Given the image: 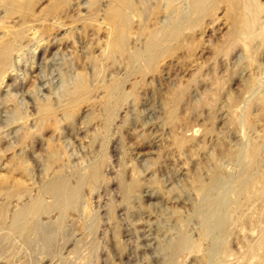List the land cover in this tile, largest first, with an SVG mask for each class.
Instances as JSON below:
<instances>
[{"label":"rangeland","instance_id":"rangeland-1","mask_svg":"<svg viewBox=\"0 0 264 264\" xmlns=\"http://www.w3.org/2000/svg\"><path fill=\"white\" fill-rule=\"evenodd\" d=\"M70 1H65L66 7L63 6L62 12L60 11L59 14L61 20L66 21H63L65 24L57 27L55 24L57 18L48 13L53 0H37L35 4L36 18L27 19V26L32 28V32L41 29V25L53 27L55 24L54 27L57 28L51 27V29L47 26L49 33L43 35V40L40 41L41 43L39 42V46L35 42L40 34L29 32L23 42V58L17 56L15 58L19 71L12 70L10 76H6L0 87V117L2 116L0 119L6 123L13 116V107L18 106L20 110L28 111L30 119L28 123L31 126L34 124V129L38 123L36 121L38 120L36 112L38 96L40 99L47 98L48 95L54 100L63 99L61 88L63 71L67 73L66 84L71 85L78 73H85L87 78H92L90 84L93 89L90 98L82 102L80 109H78L75 119L77 126L71 127L70 122L64 120L62 111L59 110L58 117L63 119L62 128H56L54 125L45 128L42 131L45 138L41 142L34 143L33 146L32 144L28 146L27 149L31 153L29 178L28 175L16 174L15 177L9 179V181L11 180L9 183L5 184L6 187L0 186V264H80L79 261L83 262L86 258L88 260L85 261L86 264H164L165 259L171 255L170 245L178 239L182 230L179 224L180 219L185 221L187 219L186 232L189 233L188 236L191 237V241L199 239L200 223L193 214L196 215V208L202 201V195L198 193L196 188L200 180L203 183L204 181L205 183L209 182L217 168L225 173H233L234 175L239 173L240 168L236 166L235 159H231L228 155L234 150L238 151L242 147L241 145H244L248 140V134L251 131L238 124L240 123L239 117L248 105V116L255 123L254 133L253 131L251 133L256 135L264 130L261 103L252 102L255 93L253 90L255 91L258 87L264 89V44L258 46L259 50L250 51L248 47L240 43L235 50L228 53L223 52L221 46L226 41L232 27L233 22L231 20L234 18V10L231 6L232 0H219L215 3L216 5L212 6L213 9L211 8L209 13L200 15V19L195 25L186 27L187 29L183 30L178 39L172 40L173 42L171 41L169 47L171 51L162 55L153 66H146L142 63V73L130 72L129 65L127 67V53V56L121 57L122 60L118 55L117 63L110 62V66L107 64L110 68H105L106 71L98 73L97 77L90 68L91 64L88 63L87 56L90 53L91 56L101 55L102 49L105 48L103 46H105V39H107L110 29L107 24L105 9L110 0H98L94 5L95 7L99 6L96 8L94 6L88 7V0ZM133 1L137 13L135 16L134 14L130 16L131 27L128 39L130 51L141 48L145 38L149 35L148 32L160 28L162 26L159 24L162 23L160 22L161 18L164 20L166 16L163 5L166 0H146L149 1L146 4L145 0ZM184 1L187 3L186 0H176L175 3L177 2L178 5L184 7L186 5ZM261 1L264 2V0ZM180 2L181 4H179ZM145 5L149 8L147 9ZM156 8L161 9L158 14L154 12ZM68 11L71 13L69 14ZM69 15L71 16L69 17ZM4 21L6 26L12 27L18 26L23 20L20 16L14 15ZM147 26L148 29H146ZM58 37L60 41L55 42L59 39ZM89 46H92V52L89 50ZM33 47L37 48L33 50ZM95 53L97 54L95 55ZM33 54L36 57L34 66L29 62L31 61L30 55ZM235 57L237 58L235 59ZM84 63L85 65H83ZM69 67L73 68L69 69ZM92 73H94L95 78ZM120 76L126 80L124 90L128 92L129 96L123 108L118 112L111 128L105 130L104 119L102 120L104 118L105 85L111 84L115 78ZM251 80L256 83L254 86L248 83ZM215 81L217 83H214ZM60 90L61 95L59 94ZM179 91H183V95L175 104L176 109L174 115L171 116L170 110L174 105V97ZM228 120L229 122H227ZM19 125H21V120L11 123L10 126H5L4 130L11 132L12 129L17 130ZM14 135L15 132L10 136ZM12 139L14 140V138ZM181 139L184 142H180ZM51 141L53 143L57 141V145L61 146V150L63 149L61 151L62 158L59 160H62L61 162L48 164L46 160L45 155L49 151L48 143ZM60 143L62 144L60 145ZM15 144L17 143L14 142ZM6 146L7 144L4 149L7 148ZM14 150L9 151L8 159L0 167V173H6V162L11 161L12 154L21 153V147L18 145ZM103 153L107 154L108 161H110L103 165L101 183L99 182L97 188H93L89 182L83 185L79 195L80 202L78 201L73 209L66 212L62 225L57 226L55 223L58 218L57 210L50 211V214L43 213L40 216L44 227L46 226V229L51 227H49L50 230H47L53 237L52 245L46 247L42 241H38L37 245L32 248L33 251L25 237L20 234H15L7 239L2 237L5 226L14 211L36 197L44 183L48 178L53 177L55 172L61 170L70 175L71 181L74 183L76 181L74 173L81 166L85 167L89 163L93 164L99 161ZM95 155H100V157L97 158ZM47 165H50L48 170H46ZM120 173L124 175L122 176ZM120 175L123 181L128 184L140 180L138 187L128 201L123 199L121 193ZM16 178L21 179L16 180ZM16 181L19 182V187L9 193L11 186H7V184L12 185ZM18 189L19 192L23 190L21 196H19ZM231 197H235V195L231 193ZM47 200L50 201L51 198L48 197ZM251 201L240 213V219L232 232L233 234L228 238L229 247L232 251L230 254H235L237 260L234 256L228 255L226 261L232 263L226 262L225 264H246V262L253 264L255 261L254 258H251L248 263L250 258L244 254V247L248 237L249 240H254V237L258 236L260 230L257 229L259 226L264 228L263 214H261L264 199L262 200L257 196L255 201L254 199ZM259 214H261L260 217ZM243 215L245 217H242ZM96 218L100 219V222L95 227ZM53 219L55 222L51 221ZM237 233L240 239L236 238L238 237ZM242 241L243 243H241ZM204 242L207 244L205 243L206 245L203 247ZM93 243L97 246L95 249H92ZM202 244V248L205 250L208 246V240L204 239ZM203 250L197 252L186 250L175 257L173 264H201ZM80 252L83 255L82 258L79 257L81 256L79 255ZM204 264L206 263L204 262ZM207 264L212 263L208 262Z\"/></svg>","mask_w":264,"mask_h":264},{"label":"bare ground","instance_id":"bare-ground-1","mask_svg":"<svg viewBox=\"0 0 264 264\" xmlns=\"http://www.w3.org/2000/svg\"><path fill=\"white\" fill-rule=\"evenodd\" d=\"M65 1L66 0H53V2L51 3V5L49 7L48 13L50 15H54V17L57 18L56 19L57 21L54 19L57 22V23H55V21H54V23L57 25V27H59V26L61 27L65 24L63 22L65 20H63V19L61 20V18L59 16L60 11L62 10L63 6L66 7V5H64ZM97 1L98 0H88L87 1L88 7L91 8L92 6H94L96 4ZM175 1L176 0H166L165 4H163V2H161L164 5V8L166 10V12H164V14L166 13L165 19L163 20V18H161L162 20L160 22H162V23H159L162 26L158 29L151 31L150 33L148 32L149 35L145 38V41H144L143 46L141 48H137L134 51H130L129 50L130 48H128L129 47L128 39H129L130 27H131L130 26V16H131V14H134V16L136 15V13H137V9L135 7L136 5H134L133 0H110V3L108 4V6L105 9L107 24L110 27L109 32H108V37H107V39H105L106 40L105 46H103L105 48L102 49L100 47L103 50V51L101 50L102 51L101 55L95 53V55L97 54L98 56H91V53H90V55L87 56L88 63L91 64L90 68H92V71H94L96 76L98 77V75H97L98 73L100 74L103 71H106L105 68H108V66H110L109 65L110 62H113V63L115 62V64H116L117 63L116 62L117 57H119V56H120V58L124 57L127 53H128V56L126 55L128 57L127 67L129 65L130 72L142 73V71H143L142 63H144L146 66H153L162 55H164L166 52L171 51V49H169L171 41L176 39V38L178 39V37L181 36V34L183 33V30L186 27L195 25L199 21L200 15L202 13H204V15L207 14V12L209 13L212 6L215 3H217L219 0H186L187 3L184 1L186 3V5L184 4L185 5L184 7L178 5L177 2L175 3ZM36 2H37V0H0V9H1L0 12L2 13L0 15V31H1L0 32V87L4 83L6 76H10V73L12 70L13 71L16 70V72H17V70L19 71V69H17L18 67H17L15 58H16V56L18 58H23V51H22L23 50V42H24L25 38L27 37V35L29 34V32L32 30L31 27L27 26V19L30 18V20H31V18H34V17L36 18V12H35ZM147 2H149V1H146L145 4ZM70 3H71V1H70ZM179 4H181V2ZM231 4L230 5L233 6V10H234V13H233L234 18H233V20H231L233 23H232V27L229 31L228 37H227L226 41L224 42L223 46H221L222 51L225 53L233 51L239 46L240 43H242L243 46L248 47V50L250 49V51L258 49L259 48L258 46H261L262 44H264V2H262L261 0H232ZM74 7H76V6L74 5ZM96 7H99V6L97 5ZM145 7H146V5H145ZM159 8H161V7H159ZM42 9H41V11H42ZM161 9H163V8H161ZM70 10H72V9H70ZM160 10H158L156 8V10H154V12H156V14H158V12H160ZM233 10H232V12H233ZM70 13L71 12H69V14ZM233 14H232V16H233ZM14 15L20 16L23 20L22 23H20L18 26H12V27L6 26L4 20L7 18H11ZM72 15H74V14H72ZM70 16L71 15H69V17ZM41 17H42V15H41ZM54 25H53V27H54ZM41 26H42L41 29L35 30V28H34L35 31L34 32L31 31V33H33V34H36V33L40 34V36L37 38V41L35 42V43H37V46H39V42L43 40V35L49 31V28L52 27L51 25H50V27L47 25L49 28L47 26L46 27L45 26L43 27V25H41ZM57 27H54V28H57ZM142 28L144 29L143 26H142ZM146 29H148V26ZM70 31H72V30H70ZM58 41H60V38L57 39L55 42H58ZM91 45L93 46V44H91ZM177 45H178V43H177ZM92 46H89L90 51H91V49H93V48H91ZM36 48L37 47H35L33 50H35ZM263 48H264V46H263ZM29 49L31 50V48H29ZM172 49H174V48H172ZM94 51H93V54H94ZM241 51H242V49H241ZM85 55H86V53H85ZM240 55H241V53H240ZM30 56H31V61H29V62H30V64H32V66H34V64L36 62V57L34 54L30 55ZM236 58L237 57H235V59ZM241 58H242V55H241ZM120 60H122V58ZM236 61H238V60H236ZM124 63H125V60H124ZM250 63H251V61H250ZM67 64H68V62H67ZM107 64H108V66H107ZM119 64H120V61H119ZM243 64H244V62H243ZM83 65H85V63ZM235 65H237V64H235ZM123 66H125V65H123ZM243 67H245V66H243ZM72 68L69 67V69H72ZM210 68H211V66H210ZM256 68H257V66H256ZM122 70H123V72L125 71L124 69H122ZM73 71H75V70H73ZM63 72L64 73H62L63 75L61 78V88L63 91V95H62L63 99L59 98L58 100H54L49 95H48V97L46 96L47 98H44V99L41 98L40 99V97L38 96L37 102H36L37 103V111L36 112L38 114V116H37L38 120L35 119L36 121H38V123L36 124L35 129H34V124H32L33 126H31L28 123V120H30L29 114L27 113L28 111L24 112V111H22L23 109L20 110L18 108V106L13 107V116L6 123L3 122L2 119H0V167L2 166L4 161L6 159H8V155L10 154L9 151H11V152L15 151L14 148L17 147V145L21 147V153L15 152L14 154H12L11 161L6 162V166H5V168L7 170L6 173H4V174H2L3 172L0 173V186H5L6 183H9L11 181V180L9 181V179L12 177H15L16 174H20L23 176L28 175L27 177L29 178V174H30V170H29V165H30L29 162L30 161L29 160L31 157V153H29L27 148L30 144H32V146H33L34 143L41 142V140L45 138L42 135V131L45 128L54 125L56 128L60 129L63 119L61 120L58 117V114H59L58 111L59 110L62 111L64 120L70 122L71 127L76 125L75 122H77V121H75V119L77 116L78 109H80L79 107H80L81 103L84 101H87L91 96L90 94H92L91 91L93 89H92L91 84H90V80L92 78L91 79L87 78L85 73H78L77 77L75 79H73V82L71 81L72 84L69 85V83L66 84V82L68 80L66 77L67 73L65 71H63ZM204 72H206V71H204ZM90 73H89V75H90ZM94 73H92V74L95 78ZM72 74H73V72H72ZM126 74H127V72H126ZM123 75H125V73H123ZM127 77H129V75L126 76V80H127ZM25 78H27V77H25ZM69 79L71 80L72 77ZM246 79H245V81H247ZM97 80H98V78H97ZM126 80L124 77L120 76V77L115 78L111 84L106 83L108 85H105V103H104V115H103L104 118H102V120L104 119L103 123H105V127H106L105 130L111 128V126L113 125V122L115 121V119L118 115V112L123 108L126 100L128 99L129 94H128V92H126L124 90V82ZM29 83H30V81H29ZM214 83H217V82L215 81ZM248 83L252 86H254L256 84L252 80L249 81ZM32 86H33V84H32ZM205 86H206V84H205ZM207 86H209V85H207ZM138 88H136V89H138ZM208 89H209V87H208ZM254 89H255V87H254ZM213 90H214V88H213ZM250 90H251V86H250ZM36 91L37 90H35V92ZM214 92H215V90H214ZM253 92H255V93H254V96L252 98V102H260L261 103V112H262V115L264 116V89H261V87H258L255 91L253 90ZM54 93H55V90H54ZM28 94H30V93H28ZM59 94L61 95V90H60ZM54 95H56V94H54ZM182 95H183V91H179L176 93V95L174 97V105L172 106V108L170 110L171 116L174 115V112L176 109L175 104L182 97ZM93 98H94V94H93ZM92 102H94V101H92ZM92 104H95V103H92ZM25 110H27V109H25ZM8 112H10V111H8ZM248 112H249V105L244 110V113H242V115L239 117L240 123H238V124H241L243 126V128L245 127L248 130H250L251 132L253 131V133H254V129H255L254 124L255 123H253L250 120V118L248 116ZM210 113H211V111H210ZM96 115H98V114H96ZM96 115H94V116H96ZM20 120H21V125H19L20 127L17 130L12 129L11 132H9V130H4L5 126H8V125L10 126L11 123H14V122L20 121ZM97 120H98V118H97ZM227 122H229V120ZM68 127H69V125H68ZM114 130H115V128H114ZM262 131L263 132L257 133L256 135L249 132L247 142L244 145H241L242 147L238 151L234 150V152H231L228 155L229 157H231V159L232 158L235 159L236 166L238 168H240L239 173H237L236 175H234L233 173H225L220 168H217L213 172L211 178L209 179L210 180L209 182L207 181V183H205V181H204V183H203L200 180V182L196 185L198 193H200L202 195V201H200L199 205L196 208V215L193 214L195 217L198 218V221L200 223L199 239L196 241L195 240L191 241V239H190L191 237L189 238V236H188L189 233L187 234V232H186V228H187L186 227L187 226L186 221H187V219H186V221L183 219H180L179 224H180L182 230L180 232L178 239L175 240L170 245L171 255L165 259L164 264H173L175 262V257L177 255L181 254L182 252L186 251V250H189V252L190 251H195V252L202 251L203 250L202 245L204 244L203 245V247H204L207 244L206 243L207 241L202 244V241L204 239L208 240V246L205 248V250H203V258H201L202 259L201 264H204V262L206 264L208 262H211L212 264H225L226 262L232 263V262L226 261V260H228L227 259V257H229L228 255H232V254H230L232 251L229 247L230 241L228 243V238L231 234H233L232 232H233L238 220L240 219V213L243 211L244 207L246 206V204L249 201H251L252 199H254V201H255V197L258 196L259 198H262V200L264 199V130H262ZM13 132H15V135L10 136ZM117 136H118V134H117ZM108 137L107 138L105 137V138L108 139ZM12 138H14V140ZM59 139H60V136H59ZM59 139H58V141H59ZM51 140H52V138H51ZM110 140H112V139H110ZM182 141H183V139L180 140V142H182ZM14 142H16L17 144L14 145ZM6 144H7V146H6L7 148L4 149V146ZM61 144L62 143H60V145ZM37 148H39V147H37ZM48 149H49V151H47L48 153L45 155L46 160L48 161V164L49 163L51 164L53 162H57L62 158L61 157V153H62L61 151L63 149L61 150V146L57 145V141H56V143H53L52 141L50 143H48ZM231 149H232V147H231ZM66 151H67V149H66ZM101 152H100V154H101ZM95 156H97V155H95ZM98 156L100 157V155H98ZM98 156H97V158H99ZM43 159H44V157H43ZM61 161H59V162H61ZM107 161H108V156H107V154L103 153L101 155V158L99 161H96L93 164L89 163V164H87L88 166H85V167L81 166V168L79 170H77L76 172L73 171V172H75L74 175H76V181H74V183L71 181L70 175L63 173L61 170H58L57 172L54 171L55 173L53 174V177L48 178V180L44 183V185L41 184V185H43V187H42V189H40L41 190L40 193L38 192L39 194L36 197L29 200L26 204L24 203L25 205L23 207L14 211V213L10 216V220H9V222H7V225L5 226L4 233L3 234L1 233L2 237L7 239L8 237H11L15 234H20L21 236L25 237V240L27 241V243L29 244V247L31 249L34 248L35 245H37L36 243L38 241H42V243H44V245L46 247H49L50 245H52L53 237L48 232L50 230L49 229L50 226L47 228L49 230H47L46 226L44 227V225L42 223L43 221L40 220V216L43 213H49L52 210H57L58 211V218H57L56 222L54 221V219L51 221L52 222L54 221L55 223H57L56 224L57 226H61L64 219H65L66 212L69 209H73L76 206V204L78 203V201L80 202L79 195H80V191H81L83 185L86 184L87 182H89V183H91L93 188H97V186H98V184L101 181L102 176H103V171H102L103 165ZM42 164H44V163H42ZM54 165H55V163H54ZM49 166L50 165H47L46 170L50 169ZM56 168H57V166H56ZM56 168H54V169H56ZM3 170L4 169H2V171ZM232 170H234V169L232 168ZM70 172H72V171H70ZM67 173H69V172H67ZM20 175H18V176H20ZM121 175L123 176L124 174H121ZM121 175L119 177V186L121 189V193L123 194V199L128 201L130 199V197L132 196V194L134 193V190L138 187L140 180H139V182L134 181L133 183L128 184V183H125L123 181V179L121 178ZM117 178H118V176H117ZM19 179H21V178H16V180H19ZM43 181H45V180H43ZM258 183H260V184L258 185ZM7 186H11L10 188L8 187L9 193H11L13 190H15L19 187V182L16 181L12 185L7 184ZM29 188H31V187H29ZM1 190H2V187H1ZM2 192H4V191H2ZM18 192H19V189H18ZM22 192H23V190H21L19 192L20 193L19 196H21ZM231 193L234 194L235 197H231ZM81 194H82V192H81ZM48 197L51 198L50 201L47 200ZM27 199H29V198H27ZM257 200H259V199H257ZM251 202H253V201H251ZM258 204H259V202H258ZM250 205H251V203H250ZM128 206H130V205H128ZM261 206H262V204H261ZM258 207H259V205H258ZM261 209H262V213L261 212L260 213L263 214L262 218L264 220V206ZM255 211H257V210H255ZM93 213H92V215H93ZM256 214H258V212ZM261 214H259L258 216L260 217ZM7 216H9L8 213H7ZM242 217H245V216L243 215ZM99 222H100V219L96 218L94 226L96 227L99 224ZM258 222H257V225H258ZM241 223H242V221H241ZM246 223H247V221H246ZM255 224H256V221H255ZM86 225H88V224H86ZM243 226L245 227V225H243ZM3 227H4V224H3ZM188 227H189V225H188ZM86 228H87V226H86ZM246 228H248V227H246ZM260 228L261 227L259 226V229H257V230H260V231H258L259 232L258 236L256 238L254 237V240L253 239L249 240V237H248V241L245 243V247L243 246L245 248L244 254L248 258H250V259H248V263L250 262L251 258H254L255 261L253 264H264V228H261V229ZM196 229H197V227H196ZM239 230H241V229L239 228ZM237 236L238 237H236V238H239V234ZM17 237H19V236H17ZM241 243H243V241ZM93 244H92V249H95L97 246H96V244H94V245ZM240 244H239V246H240ZM36 248H37V246H36ZM36 250H38V249H36ZM242 250H243V248H242ZM36 252H38V251H36ZM81 252L79 255H81ZM91 252L93 253L92 250H91ZM87 253H89V252H87ZM92 253H89V254H92ZM239 254H241V253H239ZM234 255H232V257ZM82 256L83 255H81L79 257L82 258ZM184 256H185V254H184ZM238 256H237V258H238ZM83 258L85 259V257H83ZM233 259H232V261H233ZM235 259H236V257H235ZM86 260H87V258L83 262L82 261H79V262H81L80 264H86V262H85ZM89 260L91 261V259H89ZM240 261H241V259H240ZM240 261H238V262L242 263ZM234 262H235V260H234ZM243 263H244V261H243ZM65 264H67V263H65ZM246 264H247V262H246Z\"/></svg>","mask_w":264,"mask_h":264}]
</instances>
